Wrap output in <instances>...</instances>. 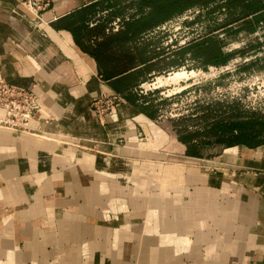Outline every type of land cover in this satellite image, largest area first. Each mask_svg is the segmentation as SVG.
Masks as SVG:
<instances>
[{"label": "crops", "instance_id": "0c3cea01", "mask_svg": "<svg viewBox=\"0 0 264 264\" xmlns=\"http://www.w3.org/2000/svg\"><path fill=\"white\" fill-rule=\"evenodd\" d=\"M19 1L0 0L1 72L41 108L0 128V264H264V143L195 149L158 122L134 88L168 55L144 37L100 65L107 0H51L37 24ZM101 90L123 95L105 123Z\"/></svg>", "mask_w": 264, "mask_h": 264}, {"label": "rangeland", "instance_id": "374dc122", "mask_svg": "<svg viewBox=\"0 0 264 264\" xmlns=\"http://www.w3.org/2000/svg\"><path fill=\"white\" fill-rule=\"evenodd\" d=\"M230 10L225 0L192 6L166 21L161 30L153 29L144 36L154 38L164 56L168 55L160 64L164 72L149 78L158 81V76L164 75L168 79L162 84L156 82L157 87L148 95L152 101L156 99L153 104L160 109L162 117L157 120L160 123L170 120L173 133L188 135L185 142L194 141L195 149L197 145L211 143L227 146L217 141L219 135L211 129L214 120L246 111L264 114V46L257 45L264 41V22L259 23L255 31L247 32L239 27L251 16L232 21ZM211 28V33L223 42V48L232 54L227 64L204 68L200 60L189 57V53L185 54L183 63L172 62V59L177 60L176 50L180 46L194 38L201 39ZM251 60L257 63L249 69H238ZM174 73L182 77L176 74L180 76L176 80ZM170 75H174L175 80ZM234 105H238V109Z\"/></svg>", "mask_w": 264, "mask_h": 264}, {"label": "trees", "instance_id": "16d2710c", "mask_svg": "<svg viewBox=\"0 0 264 264\" xmlns=\"http://www.w3.org/2000/svg\"><path fill=\"white\" fill-rule=\"evenodd\" d=\"M214 0H107L106 7L110 8L108 15L96 23L100 28L101 24H107L112 19L119 17L122 28L110 30L109 33H102V39L98 42L96 48L92 50L93 55L101 64H106L110 59V52L120 51L128 42H140L151 29L180 14L192 6H206ZM227 8H231L230 15L232 21L251 16L242 22L239 29L253 32L259 23L264 22V0H225ZM96 26V27H97ZM211 28L199 40H194L176 50L177 60L172 59L175 64H181L189 57L200 60V65L221 66L228 63L232 54L223 48V42L215 34L211 33ZM257 45L264 46V41L257 42ZM126 57V56H125ZM123 57V58H125ZM118 59V57L114 58ZM133 57L129 60L117 61L112 66L113 70L120 71L125 69ZM257 63V60H251L239 66L241 69H249ZM227 108L230 105H226ZM238 109V105H234ZM230 118L217 119L212 122L211 129L219 135L218 142H224L227 145L245 144L247 146H256L264 143V114L256 111L245 114H229ZM188 135H180L178 139L186 141Z\"/></svg>", "mask_w": 264, "mask_h": 264}, {"label": "built area", "instance_id": "2783aa9c", "mask_svg": "<svg viewBox=\"0 0 264 264\" xmlns=\"http://www.w3.org/2000/svg\"><path fill=\"white\" fill-rule=\"evenodd\" d=\"M20 4L30 12L31 23H44L43 13L51 5V0H20ZM106 13V11L102 12ZM120 18L112 21L114 29L119 27ZM93 24V23H91ZM165 22L155 28V31L164 28ZM148 87L138 84L134 91L138 95V99L145 104L156 101L150 99L149 92L151 84L154 82L149 79ZM162 97V96H161ZM159 97V99H161ZM123 95L116 91L101 90L91 101V106L102 123L105 118L114 114L117 106L122 102ZM41 105L37 94L33 89L21 85L7 82L1 72L0 60V128H5L20 132H31L32 119L40 110ZM172 116V115H171ZM162 117L160 109H158V118Z\"/></svg>", "mask_w": 264, "mask_h": 264}, {"label": "bare ground", "instance_id": "6f19581e", "mask_svg": "<svg viewBox=\"0 0 264 264\" xmlns=\"http://www.w3.org/2000/svg\"><path fill=\"white\" fill-rule=\"evenodd\" d=\"M182 72H184V71H182ZM180 73H181V71H180ZM180 73H176V74H179V75H180ZM174 74H175V73H174ZM176 74H175V75H176ZM181 74H182V73H181ZM179 75H178V76H179ZM184 75H185V73H184ZM170 76H171V75H170ZM173 76H174V75H173ZM173 76H171L170 78H172ZM178 76L176 75L175 78L178 77ZM180 76L182 77V75H180ZM180 76H179V77H180ZM175 78H172V79L175 80ZM157 79H158L157 82H158L159 84H160V83L162 84L163 82H166V81L168 80L166 76H161V75L158 76ZM172 79H171L170 81H174V80H172ZM177 79H179V78H176V80H177Z\"/></svg>", "mask_w": 264, "mask_h": 264}, {"label": "water", "instance_id": "95a60500", "mask_svg": "<svg viewBox=\"0 0 264 264\" xmlns=\"http://www.w3.org/2000/svg\"><path fill=\"white\" fill-rule=\"evenodd\" d=\"M161 76H164V75H161ZM157 80H155L152 84H151V87H149L150 89H154L157 87ZM145 87H148V82L146 81L144 84H143Z\"/></svg>", "mask_w": 264, "mask_h": 264}]
</instances>
